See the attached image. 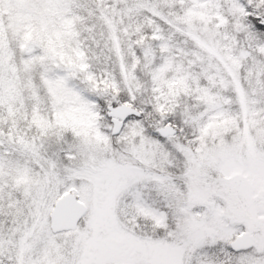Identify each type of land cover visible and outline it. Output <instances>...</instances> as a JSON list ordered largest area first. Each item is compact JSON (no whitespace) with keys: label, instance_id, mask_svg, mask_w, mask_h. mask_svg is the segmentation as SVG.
<instances>
[{"label":"snow or ice","instance_id":"1","mask_svg":"<svg viewBox=\"0 0 264 264\" xmlns=\"http://www.w3.org/2000/svg\"><path fill=\"white\" fill-rule=\"evenodd\" d=\"M0 264H264V0H0Z\"/></svg>","mask_w":264,"mask_h":264}]
</instances>
